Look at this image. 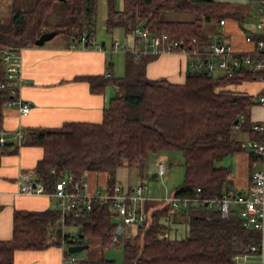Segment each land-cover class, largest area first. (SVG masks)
Here are the masks:
<instances>
[{
    "label": "trees",
    "instance_id": "1",
    "mask_svg": "<svg viewBox=\"0 0 264 264\" xmlns=\"http://www.w3.org/2000/svg\"><path fill=\"white\" fill-rule=\"evenodd\" d=\"M108 3L107 29L122 27L126 32H133L141 27L158 35L166 32L167 41L184 44L191 53L190 59L196 62L198 58L204 62L206 57L194 55L193 51L204 52L211 43L202 20H163L162 13L194 11L211 20L221 17L226 6L215 0H123L121 8L116 7V0ZM10 4L9 22L0 21V49L36 44L44 31L54 29L70 41L86 33L88 45L93 42L98 0H11ZM55 11L67 14L66 21L49 27ZM160 43L165 47V42ZM155 57V54L135 57L127 50L124 75L115 76L110 72V75L78 76L89 81L93 92H102L108 85L116 87L104 109L102 122L66 121L60 126L23 129L25 136L21 144L44 148L35 167V178L41 177L53 190L56 181L67 172L83 178L88 170L106 171L111 189L116 184L119 166L142 170L150 154L160 156L180 150L184 156L185 177L173 190L174 195L194 194L198 188L204 196L229 192L231 167L219 162L244 149L237 129L250 130L251 137H259L250 121L255 96L235 91L230 84L261 79V73L239 69L215 75L212 71L206 73L205 68L190 67L186 80L176 83L148 77L146 66ZM6 80V64L0 59V82ZM15 98L16 94L8 88L0 87V130L4 104ZM236 118H239L237 124ZM19 145L14 142L0 145V162L2 154L16 152ZM251 158L257 159L253 153ZM146 204L152 210L147 220L118 232L121 222L110 203L94 201L92 208L84 209L77 219L79 227L83 226L78 237L83 243L87 237L97 238L103 248L122 246V264H231L244 245L259 238L256 231L243 225L236 208L224 217L218 209L202 206L173 211L186 217L188 229L179 238L166 236L172 222L164 220L172 213L171 206L165 201ZM59 218V207L16 210L13 236L0 240V264H14L16 250L72 242L70 235L63 232ZM134 228L133 235L130 229ZM80 264L119 263L102 255L80 259Z\"/></svg>",
    "mask_w": 264,
    "mask_h": 264
},
{
    "label": "crops",
    "instance_id": "2",
    "mask_svg": "<svg viewBox=\"0 0 264 264\" xmlns=\"http://www.w3.org/2000/svg\"><path fill=\"white\" fill-rule=\"evenodd\" d=\"M215 1L226 5L219 18L206 20L205 16L198 12L166 10L162 13V19L169 21L201 19L203 29L211 37V42L229 41L236 52L254 50L256 48L254 40L264 38V31L258 26L259 21L264 19L261 10L264 7V0ZM221 19H225V22L221 23ZM126 33L129 37L127 44L143 49V55H156L146 66L148 77L165 78L176 83H183L186 80L190 63L194 61L190 59V54L180 50L158 51L149 45L147 40L138 37L134 31ZM248 34L251 35L252 40L246 39ZM56 35L44 44H28L21 47L20 75L16 82L15 99L28 102L30 110L23 113L19 103H10L8 100L4 104L1 131L4 132L7 142L20 145L16 152L6 151L1 156L0 240L10 239L13 236L14 212L16 210H44L59 207L56 197L51 194H25L20 191V174L30 172L35 178V167L43 156L44 148L40 145L21 144L17 135L18 130L39 126H60L66 121L100 123L103 120L104 109L116 91L114 85H108L102 92H93L87 79L78 78L83 75H107L110 72L114 74L116 60L110 55L112 52L105 41L103 44V42L97 41L94 36L93 42L88 45L78 40L70 41L64 35L58 37ZM209 49L210 47L207 48V50ZM239 69L251 70L244 66L234 68L232 71ZM225 72L228 71L221 68L212 71L215 75ZM230 88L255 96L256 103L252 105L250 113L251 123L264 118V102L259 100V97L264 94L263 79H246L238 83H231ZM244 131L245 135L251 138V131ZM239 139L245 140L244 138ZM168 153L164 152L158 156L160 159H166L169 156ZM230 156L232 157L230 158ZM219 163L231 167L229 180L232 184L235 180L240 184L238 183L236 187L232 188L229 184V191L237 190L238 192L243 191L242 188L250 186L252 171L259 165L258 160L252 159L251 151L247 149L231 153ZM118 170L116 184L125 189H131L136 185L119 181ZM83 179L86 181L85 190L89 193L102 191V188L108 189V173L106 171L88 170L84 173ZM160 199L152 196L148 201L153 202ZM147 209H150V205ZM169 216L173 235L181 231L179 230L181 226L184 227L185 233L187 232L188 222L184 215L172 212ZM61 226L65 231L67 227H74L72 223L66 226L61 223ZM126 227L129 226H123V229ZM76 229H79V226ZM65 251L64 244L51 245L42 249L16 250L14 264H63Z\"/></svg>",
    "mask_w": 264,
    "mask_h": 264
},
{
    "label": "built area",
    "instance_id": "3",
    "mask_svg": "<svg viewBox=\"0 0 264 264\" xmlns=\"http://www.w3.org/2000/svg\"><path fill=\"white\" fill-rule=\"evenodd\" d=\"M264 14V7L261 8ZM221 23L225 19L220 20ZM258 26L264 31V19L259 21ZM134 33L147 40L148 44L156 48L158 51L180 50L187 52L186 46L179 41H167L168 35L162 32L161 35L150 34L145 29L139 27L134 30ZM87 35L83 33L78 37V41L86 43ZM94 39V36H93ZM247 40H252L251 35H246ZM195 41V39H193ZM255 41L256 48L248 52H236L229 41H212L210 49L204 52L198 50L193 51L194 55H202L206 57V61H192L190 67L205 68L208 71H214L221 68L225 71H232L237 67H249L253 72H260L261 79L264 80V38H258ZM160 42H165V47ZM127 49L131 51L135 57H139L143 49L134 45H127L122 43L119 38H114L112 50ZM20 50L21 47L5 46L0 49V59L6 64L7 80L0 82V87L8 88L11 93H16V82L19 78L20 70ZM126 50V51H127ZM110 75V73H107ZM261 102H264V94L259 97ZM10 103H19L20 110L27 113L30 110V104L22 100L10 99ZM242 120L244 116L241 115ZM253 129L259 133V137H251L248 140L242 141V147L251 151L261 162V167L252 171V182L247 188V191L230 190L224 192L222 195L204 196L201 194V189L197 192L185 196H177L172 194L163 199L171 206L172 212L177 210L187 209L191 206H202L205 209H218L222 216L227 217L234 210L237 209L243 225L249 229L256 231L259 238L255 242L244 245L241 251L236 253L231 264H251L261 260L264 264V118L252 122ZM21 140L25 136V131L19 129L17 132ZM7 142L5 134L0 130V145ZM53 171H55L53 169ZM167 171L166 165L160 159L157 162V172L164 175ZM20 191L25 194L34 193H48L56 197L60 209V221L63 226L72 223L75 228H78L77 219L81 217L84 209L90 210L94 201L109 202L110 208L123 221V226H133L145 222L149 217V209L146 207V202L151 197L146 193L147 185L145 183H138L125 189L121 185L115 184L111 189H107L106 193L97 191L89 193L85 190L86 181L83 178H76L74 173L67 172L60 177L53 190H50L45 184L44 180L34 178L32 173L23 172L20 174ZM166 223H170V216H166ZM171 226V223H170ZM64 233H67L63 230ZM69 234V233H68ZM70 235V234H69ZM166 236H176L170 230L165 232ZM72 242L64 244L66 251L64 255L63 264H80V260L68 251V246L78 243V234L70 236ZM257 264V263H255Z\"/></svg>",
    "mask_w": 264,
    "mask_h": 264
},
{
    "label": "rangeland",
    "instance_id": "4",
    "mask_svg": "<svg viewBox=\"0 0 264 264\" xmlns=\"http://www.w3.org/2000/svg\"><path fill=\"white\" fill-rule=\"evenodd\" d=\"M11 0H0V21L2 23H8L10 20V4ZM108 0H98L97 7V15H96V23L97 28L94 36L97 41L103 42L105 41L107 47L110 48L113 59L116 60V64L114 65V74L115 76H122L125 73V55L127 49H119L112 50L113 40L114 38H119L122 43H126L128 41V35L124 28L116 27L114 29H107L105 21L108 14ZM123 5V0H116V7L121 8ZM166 14V13H165ZM174 14V12H173ZM67 18V14L55 11L51 16V27L52 25L60 22H65ZM49 29V28H48ZM63 36V33H57L56 35ZM128 45V44H127ZM243 129H237V136L239 138H244L245 141L249 138L244 133ZM244 141V140H243ZM168 157L166 159H162L163 163L166 165L167 171L164 175L158 174V176H153L156 170V163L160 159L158 155L150 154L144 169L140 170L139 168H130L126 165H121L118 167V177L119 181L129 182L133 184L145 183L147 185L146 193L151 194L150 197L153 198H161L159 201H154L159 204V202L163 201L164 198L171 196L175 187L180 185L184 181L185 177V167H184V156L182 151L173 150L168 151ZM232 156H230L231 158ZM231 161V160H230ZM259 165L256 168L261 167V162H258ZM239 182L236 180L234 183H230V188L236 187ZM240 184V183H239ZM107 188H102L103 193H106ZM244 192L247 191V188H242ZM159 196V197H157ZM152 210L149 209L151 213ZM118 221L123 224L121 217H117ZM164 220V219H163ZM185 225V224H179ZM179 227V226H178ZM130 229L131 234H135L136 229L134 228L132 231ZM180 232L174 233L177 238L184 236L185 231L184 227H179ZM66 232L72 235H77L78 229L75 227H67ZM132 235V236H133ZM84 244L87 246L79 251L73 252L78 259H87V258H97L100 256H105L108 258L115 259L119 264L123 262V247L122 246H110L107 248H103L101 246L100 240L97 238H85ZM259 264L261 260L257 262H251V264Z\"/></svg>",
    "mask_w": 264,
    "mask_h": 264
},
{
    "label": "water",
    "instance_id": "5",
    "mask_svg": "<svg viewBox=\"0 0 264 264\" xmlns=\"http://www.w3.org/2000/svg\"><path fill=\"white\" fill-rule=\"evenodd\" d=\"M57 33H58V30L57 29L44 31L36 39V44H39V45L44 44L47 40H49L52 37H54ZM86 44H88V43L86 42ZM103 44H104V42H103ZM205 72L208 73L209 71L206 70ZM238 122H239V118H236L235 123L237 124ZM157 175H158V172H154L153 173V176H157ZM240 192L241 191H239V193ZM122 229H123V226L120 225L119 228H118V232H121ZM82 231H83V226H80L79 229H78V234H81ZM82 241H83V239L82 238H79L78 239V243L69 245L68 246V251L71 252V253H73L75 251H79V250L83 249L84 247H86L87 245L84 244Z\"/></svg>",
    "mask_w": 264,
    "mask_h": 264
}]
</instances>
